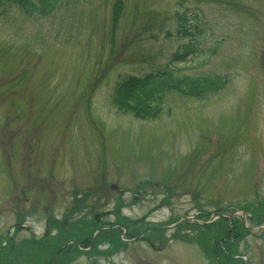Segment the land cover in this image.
Returning a JSON list of instances; mask_svg holds the SVG:
<instances>
[{
  "label": "rangeland",
  "instance_id": "1",
  "mask_svg": "<svg viewBox=\"0 0 264 264\" xmlns=\"http://www.w3.org/2000/svg\"><path fill=\"white\" fill-rule=\"evenodd\" d=\"M183 21L198 45L177 73L227 84L171 87L155 117L119 107V81L164 68L191 40ZM95 214L196 220L115 254L96 234L70 264H218L221 252L264 264V0H62L47 15L0 0V242L53 253Z\"/></svg>",
  "mask_w": 264,
  "mask_h": 264
},
{
  "label": "trees",
  "instance_id": "2",
  "mask_svg": "<svg viewBox=\"0 0 264 264\" xmlns=\"http://www.w3.org/2000/svg\"><path fill=\"white\" fill-rule=\"evenodd\" d=\"M7 1V0H2ZM15 3L21 5L25 10L33 14H46L54 11L62 0H13ZM196 26V25H195ZM185 29V27H184ZM193 35V32H189ZM185 51L179 56L180 59H187V57L196 51L198 45V38L191 37V40L187 42ZM180 83L184 85L189 91L195 93H207L215 90H219L227 83V77L222 73H209L200 75L190 74H177L175 71L168 67L158 69L156 71H149L143 75H131L124 80H121L116 85V94L118 98L119 107L123 109H129L127 101L134 102L140 110L147 115H155L162 107L163 98L165 97L169 88ZM133 108V107H132ZM134 109V108H133ZM144 109V110H141ZM237 229H246L243 223L234 221L232 222ZM90 226L89 232L92 231ZM86 234L88 242L91 237ZM217 250L220 252L221 246L216 244ZM223 257L218 258V264L222 261V264H237V259L233 257V254L228 252H221ZM231 255H230V254ZM213 263V262H212Z\"/></svg>",
  "mask_w": 264,
  "mask_h": 264
},
{
  "label": "flooded vegetation",
  "instance_id": "3",
  "mask_svg": "<svg viewBox=\"0 0 264 264\" xmlns=\"http://www.w3.org/2000/svg\"><path fill=\"white\" fill-rule=\"evenodd\" d=\"M61 250H62V248H59L58 252H60ZM10 252L13 253L14 255L13 256L11 255V257L9 258V261H10L9 264H23V262L25 260H27L26 259V256H28V254H27L28 250L27 249H19V248L14 249V248H12V249H10ZM43 253L46 254V252H44V251H43ZM44 256H46V255H44ZM29 257H30L29 258L30 261L34 260L33 259L34 256L32 254H30ZM56 259H57V256H54L55 261H56Z\"/></svg>",
  "mask_w": 264,
  "mask_h": 264
}]
</instances>
